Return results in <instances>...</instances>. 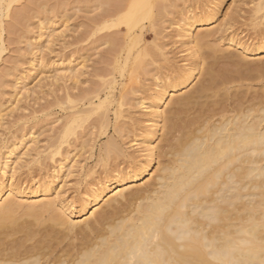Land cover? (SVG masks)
<instances>
[{
    "label": "bare ground",
    "instance_id": "bare-ground-1",
    "mask_svg": "<svg viewBox=\"0 0 264 264\" xmlns=\"http://www.w3.org/2000/svg\"><path fill=\"white\" fill-rule=\"evenodd\" d=\"M163 1L101 0L106 7L95 17L99 25L125 28L104 37L120 75L145 58L148 46L138 45L146 22L151 31L156 28ZM198 1V12L188 9L175 28L186 51L183 63L173 66L171 78H158L137 103L143 116L131 124H137L142 147L129 154L127 166L95 177L76 204L63 196L65 176L76 166L70 163L77 160L69 150L63 155L62 147L89 114L114 100L113 76L80 90L78 100L65 89L68 111L45 149L51 161L61 155L53 173L22 188L12 179L30 149L12 164L8 155L16 148L8 149L0 165V264H264V90L242 82L264 77V29L253 46L234 40L235 34L225 36L228 18L215 24L225 0ZM253 10L264 17V0ZM217 40L235 47L221 48ZM239 49L254 54V61L238 55ZM157 52L153 56H164ZM106 70L95 72L104 77ZM67 71L54 81L64 76L74 81L82 72L75 66ZM192 77L197 80L190 84ZM21 89L25 95L33 91ZM116 102L120 116L123 101ZM99 115L94 123L108 125L107 109ZM114 143L108 140L110 149L104 150L116 153Z\"/></svg>",
    "mask_w": 264,
    "mask_h": 264
},
{
    "label": "rangeland",
    "instance_id": "rangeland-1",
    "mask_svg": "<svg viewBox=\"0 0 264 264\" xmlns=\"http://www.w3.org/2000/svg\"><path fill=\"white\" fill-rule=\"evenodd\" d=\"M197 1L164 0L162 6L166 9L163 7L160 20L155 26L156 30L151 31L148 23H145L143 38L138 45L141 48L149 47L145 49H148L147 51L144 50L145 54L141 55L145 58L139 57L141 61L138 59L137 63L133 62L134 65L130 64L125 68L124 75H120L119 67L111 64V57L108 55L110 45L104 40L105 34L117 30L123 32L125 28L118 21V26H110L109 22L105 27L100 26L103 24L95 17L98 18L97 14L106 7L101 0H2L0 4L4 6L0 7V14L3 17L0 16V20L5 27L2 31L3 51L0 54V165L5 160L9 148H16L15 154L8 155L9 164H12L17 155L30 149L29 154L19 161V169L12 181H18L23 188L34 183V178H42L43 175L47 176L56 170L61 155H56L54 161H51L46 158L45 149L49 138L61 128L68 111L65 109L67 104L63 98L65 89L78 100L80 90L102 83V80L108 81L112 76L116 81L110 90L114 100L89 114L83 125L70 136V144L68 142L62 147L65 149L63 155L69 150L71 157L76 154L73 160H77L74 163L71 161L70 165L76 166L71 168L69 175L65 176V168L59 174L65 176L66 180L62 187L63 196L74 200L76 204L87 184L95 177L106 175L105 173L113 167L127 166L129 154L137 153L136 150L142 147L139 130H136L137 124H131L135 118L141 119L143 116L141 106L137 103L142 99L146 100V95L155 88L154 84L158 78L167 74L171 78V75H174L173 66L183 63L180 59L186 55V51L180 42L182 38L175 35V28L188 9L198 12L200 1ZM256 2L257 0H225L215 18V24L228 18L225 36L235 34L234 40L238 38L237 41L241 40L244 44L253 46L260 35L259 29H264V17L261 15L263 12L253 13ZM230 16H233V19ZM217 42L221 48L235 47L233 44L227 47L226 42L222 40ZM154 50L155 54L158 51L159 55L164 56H153ZM237 53L248 62L254 61L256 57L241 49ZM71 66L82 71L77 80L73 81L64 76L54 81L58 74L68 75L67 68ZM101 66L107 69V75L104 77L95 72ZM196 77L191 78L190 84L197 80ZM242 82L245 87L250 84L252 89L261 87L264 90V77ZM23 85L33 91H29V95L20 93ZM116 100L123 101L120 116L114 112L118 108ZM105 109L109 124L99 126V122L94 123V120L98 119V115ZM115 125L120 127L116 129ZM108 140L117 143H114L116 153L106 151L109 146L105 143ZM82 143V146L77 145ZM38 150L41 155L32 156ZM67 160L69 163L70 158ZM59 179L55 182L56 188L61 184ZM5 181L9 183L10 179L7 177ZM73 217L75 220L82 218L81 215Z\"/></svg>",
    "mask_w": 264,
    "mask_h": 264
}]
</instances>
